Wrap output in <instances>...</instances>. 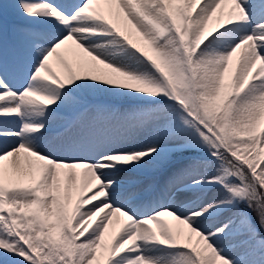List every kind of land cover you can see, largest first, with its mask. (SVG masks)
Wrapping results in <instances>:
<instances>
[{"label":"snow or ice","instance_id":"snow-or-ice-1","mask_svg":"<svg viewBox=\"0 0 264 264\" xmlns=\"http://www.w3.org/2000/svg\"><path fill=\"white\" fill-rule=\"evenodd\" d=\"M0 264H264V0H0Z\"/></svg>","mask_w":264,"mask_h":264}]
</instances>
